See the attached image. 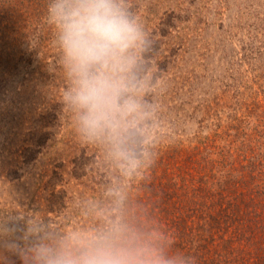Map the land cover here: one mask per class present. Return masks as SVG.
I'll list each match as a JSON object with an SVG mask.
<instances>
[{
	"label": "rangeland",
	"instance_id": "1",
	"mask_svg": "<svg viewBox=\"0 0 264 264\" xmlns=\"http://www.w3.org/2000/svg\"><path fill=\"white\" fill-rule=\"evenodd\" d=\"M127 3L151 41L141 57L148 115L135 129L134 168L116 159L106 142L80 131L73 108L64 101L69 81L47 15L48 0H0V212L21 205L28 222L41 224L44 236L56 235L47 228L50 220L59 232L64 224L71 233L92 231L103 220L120 216L145 245L148 239L147 246L164 256L158 236L171 234L178 242L171 223L187 215L184 205L193 203H179L182 194H175L174 185L161 189L160 182L152 184L151 168L174 170L177 178L186 175L179 167L193 172L203 156L215 159L220 110L246 116V125L243 119L236 122L248 134L252 131L254 145L256 140L264 144L249 127L264 122V0ZM260 154L256 149L253 159L264 158ZM262 160L257 168L264 172ZM240 162L229 174L218 167L213 172L233 184L244 170ZM254 174L252 188L258 180L264 184V175ZM240 190L232 192L233 198ZM253 194L254 203L248 201L252 214L264 196ZM236 209L239 216L231 208L214 221L222 225L227 214L232 218L226 219L227 228L231 220L243 224L241 205ZM155 212H168L163 224H156ZM253 228L254 220L249 233ZM182 237L187 238V230ZM197 253L196 260L199 254L217 255L214 248L205 253L202 246Z\"/></svg>",
	"mask_w": 264,
	"mask_h": 264
},
{
	"label": "clouds",
	"instance_id": "2",
	"mask_svg": "<svg viewBox=\"0 0 264 264\" xmlns=\"http://www.w3.org/2000/svg\"><path fill=\"white\" fill-rule=\"evenodd\" d=\"M69 86L64 101L90 139L106 142L112 155L137 166L135 129L147 115L140 75L151 41L127 0H48ZM23 264H192L145 245L120 216L87 232H71L12 245Z\"/></svg>",
	"mask_w": 264,
	"mask_h": 264
},
{
	"label": "trees",
	"instance_id": "3",
	"mask_svg": "<svg viewBox=\"0 0 264 264\" xmlns=\"http://www.w3.org/2000/svg\"><path fill=\"white\" fill-rule=\"evenodd\" d=\"M235 112L238 113V110ZM227 113L229 112L220 110L221 115L217 117V129L214 130V135L217 138L216 146H214L216 149L215 159L212 160L208 156H203L202 161L197 162L198 164L194 167L193 172L188 171L187 168L179 167V169L186 172V175L178 174L177 178L174 170L164 169L163 172H157V170L151 168V174L155 178L152 184L155 181L160 182L161 189L166 184L167 188L168 184L170 186L174 185L175 194H182L178 198L175 195L179 203H193L188 207L184 205L187 215H182L178 222L171 223L172 232L178 242L171 238V234L160 233V236H158V233H156V236L160 237L157 246L162 249V253L168 258H194L192 264H264V196L259 199L263 202L256 204L258 205L257 208L255 205L252 210L253 214L248 207V201H254L253 193H264L262 189L264 184L260 180L255 183L256 188H252L249 181L254 179V172L257 175L258 172L264 175L263 170L257 168L263 166L262 159L264 158H257L256 161L253 159V152H256V149L257 153H262L260 155L264 154V144L256 140L254 145L251 136L252 131L250 130L251 134H248V130L241 128L239 123L236 122L238 120L241 123L243 119L246 125V116L242 114V117L237 118L238 114ZM249 127H253L255 134L264 140V122L260 126L250 125ZM249 143L250 146H248ZM235 160L241 161L239 164L244 170L239 173L238 179L233 184L226 179H222L221 176H215L213 171H216L217 167L222 169L223 174L231 173L237 163ZM142 176L145 177L146 174L142 173ZM149 181L147 180L148 183ZM229 184H232V186L230 187ZM220 185L224 188H221ZM215 186L218 187L217 190H215ZM239 187L241 190L233 198L232 192L238 191ZM167 188H164L163 192L167 193ZM240 205L242 207L240 216L245 215L244 223L241 224L237 221V225H234L233 220H231L230 226L227 228L226 219L228 217L232 219L231 215H227L228 210L234 208L235 213H238L239 216L236 207H240ZM62 206L66 207L65 204H61L60 207ZM261 207L262 212L259 214L260 209L258 210V208ZM163 211H166L165 208ZM224 211H227V214H224L223 224H217L218 221L214 220L218 215L222 216ZM202 212L204 213L202 214ZM25 213L27 211L21 205L2 207L0 212V264H23V260L12 245L22 247L26 241L30 243L45 237L41 233V224H36L38 221L28 222L29 218L26 217ZM249 214L252 215L249 217ZM166 215H169L168 212L151 214L152 217L158 219L157 225L163 224L162 219ZM253 215H255V218ZM253 220L254 228L251 231L252 233H249ZM56 223L54 220L48 221V230H53L54 233L61 235L66 233L65 225H60L62 232H59L55 226ZM185 230H187V238L184 239L182 235ZM142 232H140V235ZM141 241L144 240L141 239ZM145 241L147 242L146 245L151 243L148 242V239ZM218 244H221V249L218 248ZM238 244H242L241 246L246 249L238 248ZM201 246L204 247L205 253H209L210 248H214L217 255L208 257V254H199L200 260H196L197 251ZM189 252L193 253L190 254Z\"/></svg>",
	"mask_w": 264,
	"mask_h": 264
}]
</instances>
